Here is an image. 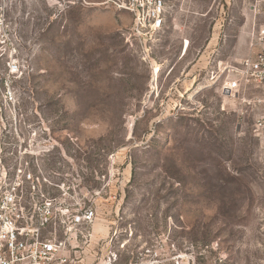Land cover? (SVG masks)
Segmentation results:
<instances>
[{"label": "rangeland", "instance_id": "1", "mask_svg": "<svg viewBox=\"0 0 264 264\" xmlns=\"http://www.w3.org/2000/svg\"><path fill=\"white\" fill-rule=\"evenodd\" d=\"M105 1L0 0V192L25 167L95 208L78 264H264V87L215 82L264 13L167 0L142 48Z\"/></svg>", "mask_w": 264, "mask_h": 264}, {"label": "built area", "instance_id": "2", "mask_svg": "<svg viewBox=\"0 0 264 264\" xmlns=\"http://www.w3.org/2000/svg\"><path fill=\"white\" fill-rule=\"evenodd\" d=\"M133 17L127 39L133 36L144 48L158 35L169 14L167 0H106ZM255 14L264 13V0H256ZM249 54L219 63L215 82L227 96H238L253 85L264 87V21H255L249 33ZM222 64V65H221ZM222 66V68H220ZM221 69V70H220ZM258 102H261L258 99ZM264 129V114L257 128ZM44 182L49 181L44 179ZM0 192V264H78L82 243L90 242L96 210L76 197L73 206L46 195L41 177L19 169L3 178ZM58 187L68 194L65 183ZM90 245V244H88Z\"/></svg>", "mask_w": 264, "mask_h": 264}, {"label": "bare ground", "instance_id": "3", "mask_svg": "<svg viewBox=\"0 0 264 264\" xmlns=\"http://www.w3.org/2000/svg\"><path fill=\"white\" fill-rule=\"evenodd\" d=\"M159 71H160L159 66H156V67L154 68V73H155V74H156V73H159Z\"/></svg>", "mask_w": 264, "mask_h": 264}]
</instances>
